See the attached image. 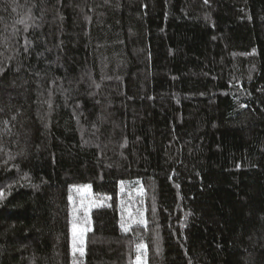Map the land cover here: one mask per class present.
<instances>
[{
  "label": "trees",
  "instance_id": "1",
  "mask_svg": "<svg viewBox=\"0 0 264 264\" xmlns=\"http://www.w3.org/2000/svg\"><path fill=\"white\" fill-rule=\"evenodd\" d=\"M0 68V264H264V0H0Z\"/></svg>",
  "mask_w": 264,
  "mask_h": 264
},
{
  "label": "rangeland",
  "instance_id": "2",
  "mask_svg": "<svg viewBox=\"0 0 264 264\" xmlns=\"http://www.w3.org/2000/svg\"><path fill=\"white\" fill-rule=\"evenodd\" d=\"M96 205H98V203H96V201H94V199H92V195H91L89 188H84V189L80 190L79 191V206H78L77 219L80 218L82 220H80L78 222L79 223L84 222L85 219L82 216L85 217V214L88 211H90L92 208H94ZM81 229L84 230L85 227H83L82 225L79 226L76 233H75L76 242H79V243L81 242L80 238H79ZM137 264H146V260L142 255H139V260H137Z\"/></svg>",
  "mask_w": 264,
  "mask_h": 264
},
{
  "label": "snow or ice",
  "instance_id": "3",
  "mask_svg": "<svg viewBox=\"0 0 264 264\" xmlns=\"http://www.w3.org/2000/svg\"><path fill=\"white\" fill-rule=\"evenodd\" d=\"M13 10L15 11V9H13ZM19 23H25V21L21 20V21H19ZM3 71H4V69L3 68H0V73H2ZM3 198H4V193L3 192H0V200H2ZM69 199H71V197H69ZM83 233H84V230L81 229L80 230V236H79L81 243H83ZM74 237H75V232H74ZM137 250L139 251V246H138ZM73 251L74 252L76 251L75 246L73 248ZM80 255L81 256L84 255V252L82 250L80 251ZM137 260H139V256L137 257Z\"/></svg>",
  "mask_w": 264,
  "mask_h": 264
}]
</instances>
